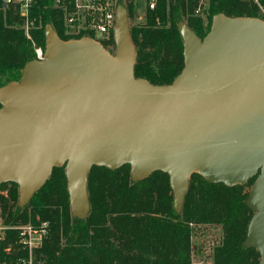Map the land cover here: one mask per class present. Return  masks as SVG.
I'll use <instances>...</instances> for the list:
<instances>
[{"label":"water","instance_id":"water-1","mask_svg":"<svg viewBox=\"0 0 264 264\" xmlns=\"http://www.w3.org/2000/svg\"><path fill=\"white\" fill-rule=\"evenodd\" d=\"M115 52L90 36L45 28L44 59L0 86V183L27 204L66 165L71 212L90 211L94 165H131L134 180L169 174L181 211L194 173L226 185L256 179L245 241L264 264V19L214 15L201 39L179 23L185 65L169 84L136 77L127 8H117Z\"/></svg>","mask_w":264,"mask_h":264},{"label":"trees","instance_id":"trees-1","mask_svg":"<svg viewBox=\"0 0 264 264\" xmlns=\"http://www.w3.org/2000/svg\"><path fill=\"white\" fill-rule=\"evenodd\" d=\"M199 1L158 0L154 9L145 8L143 23L130 26L137 49L136 77L169 84L183 70L181 21L203 39L218 13L259 17L260 6L252 0H209L205 20L195 13ZM121 4L131 20L142 6L130 0ZM3 5L0 0V86L19 79L24 66L35 58L32 41L20 27L19 14L12 6ZM261 6L264 8V0ZM33 15L38 28L32 30V36L43 46L48 24L63 39L83 36L65 33L63 13L52 7L50 0H39ZM111 41L116 43L114 35ZM103 44L108 48L107 42ZM255 179L226 185L194 173L183 207L177 211L167 172L156 170L134 180L130 164L115 169L94 165L88 175L90 211L79 218L71 212L66 165H61L53 168L24 206L19 205L17 183H0V206L6 221L13 224L50 222L41 246L33 251L35 264H194L193 237L201 224L222 228V237L213 249L214 264H259V251L245 244L255 213L246 200ZM28 255L17 243V232H9L0 249V264H20L19 259Z\"/></svg>","mask_w":264,"mask_h":264},{"label":"built area","instance_id":"built-area-1","mask_svg":"<svg viewBox=\"0 0 264 264\" xmlns=\"http://www.w3.org/2000/svg\"><path fill=\"white\" fill-rule=\"evenodd\" d=\"M1 1L4 7L12 6L17 14H19L22 20L20 27L32 41L35 51L34 59H44L46 47L38 43L32 36V30L38 28V19L33 15V9L39 0ZM123 1L126 0H50L51 6L61 10L63 13V22L67 35L76 36L83 33V36L93 37L102 43L107 42L108 49L116 47V43L114 44L111 41V37L114 35L118 23L117 8ZM130 1H133L135 6L140 2L144 8L149 7L151 9H154L158 2V0ZM252 1L261 6V0ZM201 12L202 6L199 1V6L195 10V13L201 14ZM49 228L50 222L48 220H41L38 223H10L6 221L0 206V249L4 241L8 238L9 232L16 231L19 247L27 250L29 254L28 257L19 259L20 264H35L33 251L35 248L41 246ZM9 249L10 246L5 248L6 251H9Z\"/></svg>","mask_w":264,"mask_h":264},{"label":"rangeland","instance_id":"rangeland-1","mask_svg":"<svg viewBox=\"0 0 264 264\" xmlns=\"http://www.w3.org/2000/svg\"><path fill=\"white\" fill-rule=\"evenodd\" d=\"M209 0H200V5L202 6L203 12L201 15L205 20L206 13H204V9L208 7ZM260 6V5H259ZM259 17L264 19V8L262 6L259 7ZM145 21V8L143 5L139 8L134 19H130V26L132 24L143 23ZM113 52H115V47L110 48ZM5 77L3 78V80ZM71 209V205H70ZM196 233L193 237L194 243V254H193V263L194 264H214L213 260V249L214 246L219 242L222 237V228L220 226L201 224L197 226Z\"/></svg>","mask_w":264,"mask_h":264}]
</instances>
